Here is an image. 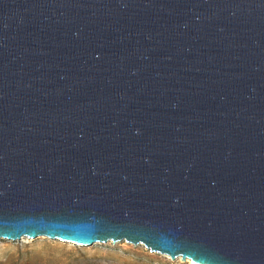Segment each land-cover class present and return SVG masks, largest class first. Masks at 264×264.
Returning <instances> with one entry per match:
<instances>
[{"label":"water","instance_id":"95a60500","mask_svg":"<svg viewBox=\"0 0 264 264\" xmlns=\"http://www.w3.org/2000/svg\"><path fill=\"white\" fill-rule=\"evenodd\" d=\"M264 264V0H0V239Z\"/></svg>","mask_w":264,"mask_h":264},{"label":"rangeland","instance_id":"374dc122","mask_svg":"<svg viewBox=\"0 0 264 264\" xmlns=\"http://www.w3.org/2000/svg\"><path fill=\"white\" fill-rule=\"evenodd\" d=\"M0 264H191L124 241L81 247L45 237L0 239Z\"/></svg>","mask_w":264,"mask_h":264},{"label":"bare ground","instance_id":"6f19581e","mask_svg":"<svg viewBox=\"0 0 264 264\" xmlns=\"http://www.w3.org/2000/svg\"><path fill=\"white\" fill-rule=\"evenodd\" d=\"M46 238V237H45ZM47 239H50V240H56V239H51V238H47ZM56 241H59L61 243H66V244H70V245H74L72 243H69V242H64V241H61V240H56ZM76 246V245H75Z\"/></svg>","mask_w":264,"mask_h":264}]
</instances>
